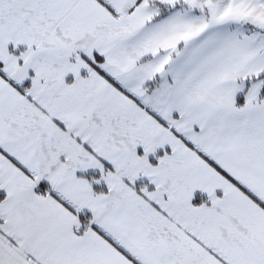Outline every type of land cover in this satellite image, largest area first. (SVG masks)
I'll use <instances>...</instances> for the list:
<instances>
[{"label":"snow or ice","instance_id":"obj_1","mask_svg":"<svg viewBox=\"0 0 264 264\" xmlns=\"http://www.w3.org/2000/svg\"><path fill=\"white\" fill-rule=\"evenodd\" d=\"M0 264H264V0H0Z\"/></svg>","mask_w":264,"mask_h":264}]
</instances>
